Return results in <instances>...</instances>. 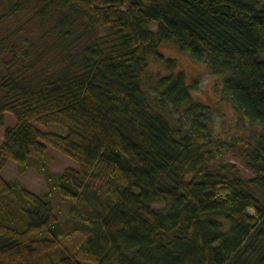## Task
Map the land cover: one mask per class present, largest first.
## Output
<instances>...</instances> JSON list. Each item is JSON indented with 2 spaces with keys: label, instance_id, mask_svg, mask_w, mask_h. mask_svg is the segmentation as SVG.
<instances>
[{
  "label": "trees",
  "instance_id": "obj_1",
  "mask_svg": "<svg viewBox=\"0 0 264 264\" xmlns=\"http://www.w3.org/2000/svg\"><path fill=\"white\" fill-rule=\"evenodd\" d=\"M163 43L248 134L214 133ZM0 91V264H264V0H0ZM48 146L77 168L39 166ZM8 161L50 190L5 180Z\"/></svg>",
  "mask_w": 264,
  "mask_h": 264
},
{
  "label": "rangeland",
  "instance_id": "obj_2",
  "mask_svg": "<svg viewBox=\"0 0 264 264\" xmlns=\"http://www.w3.org/2000/svg\"><path fill=\"white\" fill-rule=\"evenodd\" d=\"M161 50L166 54L177 56L179 66L186 70L188 77L189 75L200 76L199 86L197 87V90L194 91V95L198 100L205 102L212 107L215 126L214 133L216 135L223 139H230L244 133L248 134L249 130L251 131V128H253L251 123L246 119H240L230 100L221 95L217 79L209 74L205 64L196 63L190 60L186 55H182L176 50L172 43H163L161 45ZM12 123V116L6 114L5 123L3 125L0 124V146L4 141L6 125H11ZM35 162L38 163L39 166L45 165L46 167H49L53 172H61L69 167L77 168L78 165L70 157L49 146L44 159H35ZM1 176L5 180L24 185L26 189L34 195H40L50 190L42 172V167L32 166L27 170L22 171L16 162L8 161L1 170ZM52 200L54 201V206L60 219L66 222V218L71 212L70 202L64 201L57 194H54ZM155 206L162 208L161 203H157ZM83 238L84 237L81 233H77L67 236L62 240L68 247L73 248L79 245Z\"/></svg>",
  "mask_w": 264,
  "mask_h": 264
}]
</instances>
